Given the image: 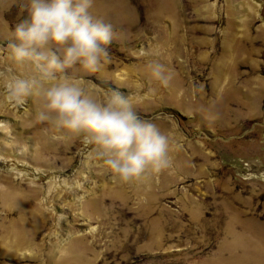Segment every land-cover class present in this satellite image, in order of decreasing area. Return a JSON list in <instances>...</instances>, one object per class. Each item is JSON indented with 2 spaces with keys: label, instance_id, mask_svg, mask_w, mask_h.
<instances>
[{
  "label": "rangeland",
  "instance_id": "obj_1",
  "mask_svg": "<svg viewBox=\"0 0 264 264\" xmlns=\"http://www.w3.org/2000/svg\"><path fill=\"white\" fill-rule=\"evenodd\" d=\"M20 2L0 0V264H264V0H95L110 57L67 73L128 95L170 141L171 166L133 184L38 123L37 98L11 101Z\"/></svg>",
  "mask_w": 264,
  "mask_h": 264
},
{
  "label": "clouds",
  "instance_id": "obj_2",
  "mask_svg": "<svg viewBox=\"0 0 264 264\" xmlns=\"http://www.w3.org/2000/svg\"><path fill=\"white\" fill-rule=\"evenodd\" d=\"M94 4L21 0L28 17L8 33L13 41L8 50L12 64L26 74L10 77L8 93L17 106L37 98L38 123L65 138H82L113 180L133 184L171 166L170 141L155 123L141 118L128 95L108 89L99 97L82 77L67 73L77 64L87 74L99 73L110 57L112 25L93 14ZM147 67L152 81L168 86L172 76L164 64L152 60Z\"/></svg>",
  "mask_w": 264,
  "mask_h": 264
},
{
  "label": "bare ground",
  "instance_id": "obj_3",
  "mask_svg": "<svg viewBox=\"0 0 264 264\" xmlns=\"http://www.w3.org/2000/svg\"><path fill=\"white\" fill-rule=\"evenodd\" d=\"M15 242L17 243V240H15Z\"/></svg>",
  "mask_w": 264,
  "mask_h": 264
}]
</instances>
